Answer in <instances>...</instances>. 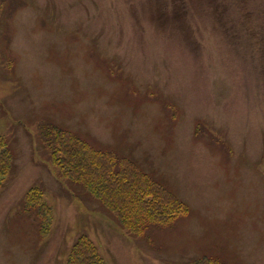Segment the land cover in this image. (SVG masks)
I'll return each mask as SVG.
<instances>
[{"label":"rangeland","instance_id":"obj_1","mask_svg":"<svg viewBox=\"0 0 264 264\" xmlns=\"http://www.w3.org/2000/svg\"><path fill=\"white\" fill-rule=\"evenodd\" d=\"M134 160L189 206L127 232L48 161L44 129ZM0 264H264V0H0ZM53 208L39 237L30 187Z\"/></svg>","mask_w":264,"mask_h":264},{"label":"trees","instance_id":"obj_2","mask_svg":"<svg viewBox=\"0 0 264 264\" xmlns=\"http://www.w3.org/2000/svg\"><path fill=\"white\" fill-rule=\"evenodd\" d=\"M48 161L60 178L81 187L96 199L129 233L144 237L151 226H168L187 216L189 206L165 185L145 172L134 160L114 150L92 145L78 134L49 124L44 129ZM13 168L8 141L0 135V188ZM22 211L33 216L39 237L51 232L53 208L44 200V192L30 187L22 200ZM64 264H107L95 242L79 235L68 250ZM189 264H225L203 255Z\"/></svg>","mask_w":264,"mask_h":264}]
</instances>
